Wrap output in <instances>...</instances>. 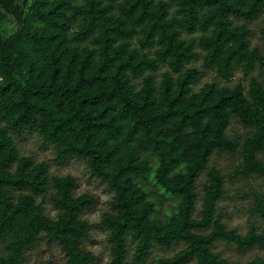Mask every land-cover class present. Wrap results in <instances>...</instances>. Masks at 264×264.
I'll return each instance as SVG.
<instances>
[{"label":"trees","instance_id":"obj_1","mask_svg":"<svg viewBox=\"0 0 264 264\" xmlns=\"http://www.w3.org/2000/svg\"><path fill=\"white\" fill-rule=\"evenodd\" d=\"M263 11L264 0H0V25L10 20L16 26L9 37L0 34V264H26L41 236L60 246L66 264L94 259L83 248L90 231L82 217L94 195H75L72 175H50L47 163L21 154L13 134L23 132L37 133L58 159L83 160L112 190L100 217L109 264H140L154 243L184 244L159 264H242L215 253L214 243L264 246V229L250 226L240 234L225 227L216 211L224 178L208 167L214 151L239 148L236 173L264 179L258 157L264 152V81L252 77L247 90L240 82L212 81L193 91L200 69L186 64L197 52L180 32L200 30L203 66L229 79L237 69L248 74L264 64L250 46L251 29L231 16L254 20ZM261 31L264 40V20ZM160 65L168 70L156 82L150 72ZM231 116L251 128L241 144L226 133ZM204 170L194 217L196 180ZM150 172L176 200L165 217L139 183ZM37 196L49 199L56 217L44 212ZM255 208L264 220L261 192Z\"/></svg>","mask_w":264,"mask_h":264},{"label":"rangeland","instance_id":"obj_2","mask_svg":"<svg viewBox=\"0 0 264 264\" xmlns=\"http://www.w3.org/2000/svg\"><path fill=\"white\" fill-rule=\"evenodd\" d=\"M173 9V8H172ZM235 24H245L251 29L250 46L258 48L264 58V40L261 28L263 26L264 11L254 20L238 19L231 16ZM15 23L5 20L0 25V34L7 38L14 33ZM181 37L186 40H193L194 49L197 55L194 59L187 62L186 68L196 67L200 69V74L192 84V90L197 91L207 82H216L219 85L234 86L240 82L247 90L250 79L257 77L264 81V64H256L253 71L245 74L241 69H237L233 77L229 79L220 78L214 70L203 66L204 49L197 43L200 30L187 32L180 29ZM166 65H160L158 69L150 72L154 80L158 82L164 71H167ZM149 73L146 71L145 74ZM176 76V74H174ZM142 77H133V83L136 87L141 84ZM226 133L229 137L238 140L241 144L245 137L251 133V128L244 126L236 116H231ZM14 141L21 154L30 156L35 162H45L48 165L50 175H72L75 178L76 186L74 194L91 193L95 197V204L89 207L82 215L89 224V236L83 241V248L94 254V259L89 264H109L110 251L107 240V231L100 224L101 214L109 210L108 202L112 197V190L108 185L90 174V171L81 159L67 158L58 159L55 156L54 147L42 140L35 133L23 132L13 134ZM258 157L264 159V152L259 153ZM154 165L155 162L152 161ZM241 165V155L239 148L236 153L225 151H214L208 162V167H216L224 178V195L217 202L216 211L220 215L221 221L228 229H234L240 234H245L250 226L256 230L264 229V220L255 208L256 193L261 192L264 195V179L258 175L245 177L236 173ZM139 183L145 187L151 194V198L157 202L156 213L160 216H167L168 212L173 211L176 200L165 194L157 186L150 172L146 176L138 178ZM207 180V171L204 170L196 180V190L198 192L196 208L193 212L194 217L200 215L202 204L203 184ZM37 202L42 206L44 212L50 217H56L57 209L46 196H37ZM184 246L183 243H175L171 246H162L154 243L147 258L140 264H159L157 259L160 257L171 256L174 252ZM134 243L128 242L127 260L131 261ZM212 250L220 256L230 261L238 263H247L250 260H257L255 264H264V246L255 245L252 247H241L224 241H216ZM5 251L4 243L0 242V254ZM26 264H66V258L56 243L40 237L34 248L28 252L25 257ZM192 264V263H189Z\"/></svg>","mask_w":264,"mask_h":264}]
</instances>
